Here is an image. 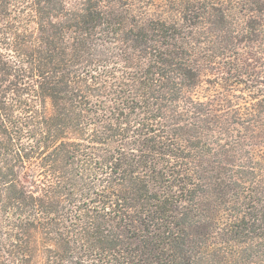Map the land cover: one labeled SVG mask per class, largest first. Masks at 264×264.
I'll use <instances>...</instances> for the list:
<instances>
[{
  "label": "trees",
  "instance_id": "1",
  "mask_svg": "<svg viewBox=\"0 0 264 264\" xmlns=\"http://www.w3.org/2000/svg\"><path fill=\"white\" fill-rule=\"evenodd\" d=\"M9 21L0 264H264V0H0Z\"/></svg>",
  "mask_w": 264,
  "mask_h": 264
},
{
  "label": "rangeland",
  "instance_id": "2",
  "mask_svg": "<svg viewBox=\"0 0 264 264\" xmlns=\"http://www.w3.org/2000/svg\"><path fill=\"white\" fill-rule=\"evenodd\" d=\"M21 17V16H20ZM14 21H9V22H5V23H1L0 22V31L4 30V27H10L13 25ZM17 22V21H16ZM21 26H30V18H22V20L20 22H18ZM3 28V29H2Z\"/></svg>",
  "mask_w": 264,
  "mask_h": 264
}]
</instances>
